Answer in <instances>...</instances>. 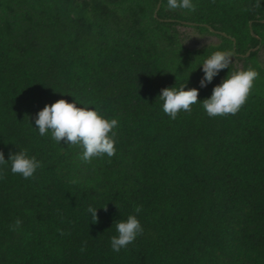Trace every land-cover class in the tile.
I'll list each match as a JSON object with an SVG mask.
<instances>
[{
  "label": "trees",
  "instance_id": "16d2710c",
  "mask_svg": "<svg viewBox=\"0 0 264 264\" xmlns=\"http://www.w3.org/2000/svg\"><path fill=\"white\" fill-rule=\"evenodd\" d=\"M192 2L0 0V151L42 165L28 179L0 166V264H264V0ZM183 22L221 43L183 48ZM227 49L244 67L200 87L203 61ZM249 65L245 104L209 117L202 101ZM185 83L201 102L173 120L158 96ZM59 99L117 119L116 154L86 163L81 147L41 136L38 113ZM130 214L143 234L114 252L115 221Z\"/></svg>",
  "mask_w": 264,
  "mask_h": 264
},
{
  "label": "clouds",
  "instance_id": "9594fccd",
  "mask_svg": "<svg viewBox=\"0 0 264 264\" xmlns=\"http://www.w3.org/2000/svg\"><path fill=\"white\" fill-rule=\"evenodd\" d=\"M168 8L195 11L196 5L192 0H168ZM233 56L234 52L231 49L218 50L208 56L201 64L204 77L200 81V87H206L208 83H211L221 70L229 69ZM258 76L259 72L251 65L246 70L229 71L227 77L213 88L211 97L202 101V107L207 115L216 117L236 114L245 104ZM186 88L187 83L181 84L179 88L166 87L158 96L163 102L164 113L173 120L181 111L191 113L192 105L199 101V90L197 88L186 90ZM78 105L76 100L70 103L65 99L45 105L35 120L39 134L44 136L50 131L51 138L56 143L65 141L67 145L81 147L83 151L80 159L86 163H91L93 158L104 155L109 158L114 156L116 154L114 129L118 126V120L106 118L102 115V109L99 106L91 108ZM9 162L11 172L25 179L31 178L42 166L35 156H29L26 149L10 154L8 160H5L4 153L0 151V166L7 165ZM97 209L91 205L87 209L93 223L98 222ZM141 211V206H136L134 209L136 214ZM136 214L128 215L126 220L115 221L117 235L111 237V248L114 252L126 248L143 234V227ZM21 223L22 221L17 219L10 225V230H18ZM61 234L63 235L62 232ZM83 250L82 248L81 251Z\"/></svg>",
  "mask_w": 264,
  "mask_h": 264
},
{
  "label": "rangeland",
  "instance_id": "374dc122",
  "mask_svg": "<svg viewBox=\"0 0 264 264\" xmlns=\"http://www.w3.org/2000/svg\"><path fill=\"white\" fill-rule=\"evenodd\" d=\"M183 26H178L176 33V40L180 46L188 50H201L209 48L210 46L219 45L221 40L209 34H200L196 29L192 28L187 22L182 23ZM238 68L242 69L243 63L232 59ZM259 65L264 71V48L259 54Z\"/></svg>",
  "mask_w": 264,
  "mask_h": 264
},
{
  "label": "water",
  "instance_id": "95a60500",
  "mask_svg": "<svg viewBox=\"0 0 264 264\" xmlns=\"http://www.w3.org/2000/svg\"><path fill=\"white\" fill-rule=\"evenodd\" d=\"M159 7H160V4L158 5L157 10L159 9ZM183 23H185V22H183ZM188 24H189V25H192V26H197V25H199V24L191 23V22H189ZM210 30H211L212 32H215L212 28H210ZM217 33H219V32H217Z\"/></svg>",
  "mask_w": 264,
  "mask_h": 264
}]
</instances>
